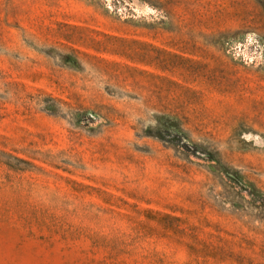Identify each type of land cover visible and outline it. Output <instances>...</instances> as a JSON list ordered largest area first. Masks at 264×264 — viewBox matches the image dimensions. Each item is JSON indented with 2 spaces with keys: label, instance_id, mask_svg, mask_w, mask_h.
Returning <instances> with one entry per match:
<instances>
[{
  "label": "rangeland",
  "instance_id": "1",
  "mask_svg": "<svg viewBox=\"0 0 264 264\" xmlns=\"http://www.w3.org/2000/svg\"><path fill=\"white\" fill-rule=\"evenodd\" d=\"M0 264H264V0H0Z\"/></svg>",
  "mask_w": 264,
  "mask_h": 264
}]
</instances>
